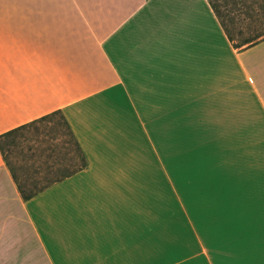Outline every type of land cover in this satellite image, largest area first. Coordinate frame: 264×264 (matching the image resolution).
<instances>
[{"label": "crops", "instance_id": "crops-1", "mask_svg": "<svg viewBox=\"0 0 264 264\" xmlns=\"http://www.w3.org/2000/svg\"><path fill=\"white\" fill-rule=\"evenodd\" d=\"M248 37L208 0H0V134L60 110L87 159L25 199L0 152V264L260 248L264 37Z\"/></svg>", "mask_w": 264, "mask_h": 264}, {"label": "rangeland", "instance_id": "rangeland-1", "mask_svg": "<svg viewBox=\"0 0 264 264\" xmlns=\"http://www.w3.org/2000/svg\"><path fill=\"white\" fill-rule=\"evenodd\" d=\"M216 1L222 14L220 18L227 25L236 41H241L243 38L256 33L252 27L247 25L248 20L244 9L241 10L235 4L236 0ZM1 144L6 149L10 165L18 180L27 189H34L36 186L44 185L48 180L56 178L58 176V168L67 162L68 156L77 153L74 140L59 114L52 117L51 122H42L41 124L27 128L14 137L1 140ZM259 147L255 150L254 154L264 157V142ZM249 153L251 154V159L254 160L256 156H253L252 152ZM255 164L251 162L252 166ZM5 166L9 169L6 163ZM9 172L12 176L10 170ZM14 182L17 185L15 180ZM172 186L171 213L175 207V203L178 202L175 193L172 192ZM258 202L261 203L262 200L256 201V203ZM173 218L171 216V229L177 227V223ZM257 226L258 223L254 225V228H257ZM253 232L256 233L257 230L253 229ZM256 242H253L252 238L246 240L235 239L232 242V247H226V242L220 241L218 244H222V246L216 249L215 257L217 262H215V258L214 262L216 264H258L253 262L254 258L263 260L264 262V241L260 248H254ZM239 244L247 246L239 247ZM205 249L203 247L201 250L204 258L208 256ZM189 250L192 249L190 248ZM180 256L183 258L184 264H210L209 262L206 263L201 255L200 258H195L194 260L186 257L184 252ZM241 259H248L249 262L241 263Z\"/></svg>", "mask_w": 264, "mask_h": 264}, {"label": "trees", "instance_id": "trees-1", "mask_svg": "<svg viewBox=\"0 0 264 264\" xmlns=\"http://www.w3.org/2000/svg\"><path fill=\"white\" fill-rule=\"evenodd\" d=\"M208 1L210 3L211 7L213 8L214 12L216 13L217 17L219 18L222 26L224 27L226 33L229 36V38L231 40H233V36H232L229 28L224 23V21L220 18L222 14L218 8L219 4H217L216 0H208ZM235 4H237L241 10L244 9L245 15L247 16V20H248L247 25L249 27H252L256 31V33L253 36L244 39V42L245 43L255 42L260 37H264V0H236ZM235 45H237V44H235ZM57 114L61 115L64 124L66 125L69 133L71 134V136L74 140L75 146H76L77 153L71 154L70 156H68L67 162L58 168V173H57L58 176L56 178H54L53 180H48L46 184L36 186L34 189H27V188H25V186L22 183H20L15 172L13 171V169L10 165L9 159H8L6 149L1 144V140L14 137V136L20 134L22 131L26 130L27 128H29L31 126H36L38 124H41L42 122H46V121L51 122L52 117H54ZM0 152L2 154V157L5 161V163L7 164V166L9 167V170L12 173V177L14 178V180L16 181V183L18 185L20 193L22 194L23 198H25V199L32 197L37 192L45 189L46 187L50 186L51 184L65 178L67 176H70V175L74 174L75 172H77V171H79V170H81L87 166L86 156H85L83 150L81 149L76 137L74 136L73 131H72L68 121L66 120L65 116L63 115V113L60 110L52 111L46 115H43V116L31 121V122L25 123V124L20 125L16 128H13L9 131H6L5 133L0 134Z\"/></svg>", "mask_w": 264, "mask_h": 264}]
</instances>
